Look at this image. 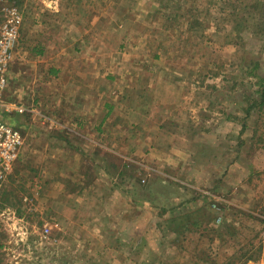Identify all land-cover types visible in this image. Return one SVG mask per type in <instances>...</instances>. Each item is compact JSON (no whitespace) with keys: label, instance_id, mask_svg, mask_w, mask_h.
<instances>
[{"label":"rangeland","instance_id":"obj_1","mask_svg":"<svg viewBox=\"0 0 264 264\" xmlns=\"http://www.w3.org/2000/svg\"><path fill=\"white\" fill-rule=\"evenodd\" d=\"M10 2L0 264H264V0Z\"/></svg>","mask_w":264,"mask_h":264},{"label":"built area","instance_id":"obj_2","mask_svg":"<svg viewBox=\"0 0 264 264\" xmlns=\"http://www.w3.org/2000/svg\"><path fill=\"white\" fill-rule=\"evenodd\" d=\"M11 0H0V174L9 171L24 144L18 125L9 121L7 114L21 108L7 103L9 71L13 50L20 37L22 15Z\"/></svg>","mask_w":264,"mask_h":264},{"label":"trees","instance_id":"obj_3","mask_svg":"<svg viewBox=\"0 0 264 264\" xmlns=\"http://www.w3.org/2000/svg\"><path fill=\"white\" fill-rule=\"evenodd\" d=\"M263 11H264V5H263ZM262 28L264 29V23H262ZM259 81L261 82V86L262 89L259 91H256V93L259 95L260 100L258 102H255V104L261 108L264 107V77H259ZM255 104L253 106H255ZM9 121H12L14 123H16V121L14 119H12L11 117L7 118ZM204 207L199 208L197 210H193V211H187V212H182L179 215L171 218V223L173 225V228L171 229V233L172 234H181L183 236H185L186 234L188 235V233H196L197 231H203V230H207L209 233H215L216 236H222V234H218L219 233V229L222 228L226 225L224 224V226L222 224H217L218 227H215L216 224H214V226H208V223H213L215 221V217H210V218H206L207 213L204 211ZM179 218H186L188 219L187 222H185V224H181L180 222H178L177 220H180ZM223 226V227H222ZM230 227V226H229ZM201 228V229H200ZM200 229V230H199ZM227 233L232 234L233 232L227 231ZM185 236V238H187L188 236ZM211 242L215 241V238H210ZM264 249V245L262 250ZM217 258H213L211 256L212 259H210L209 257H207V260H212L214 264H221L219 262H221L222 260L225 261L223 262V264H246L247 262L251 261L254 259V254L250 255L249 257L247 256V254H243L240 257H226V256H218V254H216ZM236 260V261H235Z\"/></svg>","mask_w":264,"mask_h":264}]
</instances>
